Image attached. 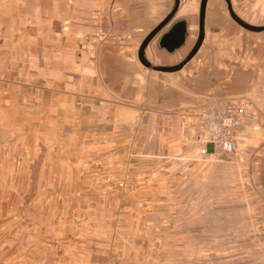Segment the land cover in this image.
Listing matches in <instances>:
<instances>
[{
    "label": "rangeland",
    "instance_id": "obj_1",
    "mask_svg": "<svg viewBox=\"0 0 264 264\" xmlns=\"http://www.w3.org/2000/svg\"><path fill=\"white\" fill-rule=\"evenodd\" d=\"M8 1L0 0V264H264V70L240 61V51L264 53V38H248L264 32L223 8L227 32L248 38L231 46L216 95L246 108L236 152L202 150L188 137L166 157L154 77L145 95L75 97L65 88L73 61L56 45L12 43L27 31L3 19ZM138 100L132 123H98L104 104L112 118ZM112 153L120 158L110 163Z\"/></svg>",
    "mask_w": 264,
    "mask_h": 264
},
{
    "label": "crops",
    "instance_id": "obj_2",
    "mask_svg": "<svg viewBox=\"0 0 264 264\" xmlns=\"http://www.w3.org/2000/svg\"><path fill=\"white\" fill-rule=\"evenodd\" d=\"M230 1L233 10H239L242 17L235 12L243 20L249 18L256 20V25H264V21H260L264 19V0H241L240 7L234 5V0ZM8 6V12L4 13L7 16L3 19L9 21L10 30L27 31L20 36V42L13 40L14 45H56L58 55L73 61L74 84L67 83L65 88L75 97L108 93L145 95V79L154 77L153 93L160 95L158 99L163 109L159 112L161 115H155L159 118L161 130L158 143L166 157L184 151L183 139L194 134L200 106L222 93L220 77L226 72V57L231 46L238 45L243 39L264 38V35L247 38L236 29L227 32L225 0H207L205 34L200 48L180 69L166 72L151 66L176 65L186 57L198 35L199 2L178 5L169 21L151 38L145 48V58L151 66L140 62L138 49L143 39L171 12L173 0H9ZM181 19L186 22V39L182 45L168 51L159 45L160 38ZM255 50L253 48L246 54L244 50L240 51V61L253 62L252 66L264 70V53ZM101 78L112 79L113 88L100 84ZM260 84L263 87L264 80ZM56 101L60 105L61 98L57 97ZM140 104L138 100L137 109L121 108L109 118L111 107L106 103L103 107L107 116L98 123L108 126L130 124L139 115ZM78 115L76 111L75 116ZM185 153L191 155L197 150ZM90 157L86 153L81 161ZM116 158L120 156L107 155L110 163Z\"/></svg>",
    "mask_w": 264,
    "mask_h": 264
},
{
    "label": "built area",
    "instance_id": "obj_3",
    "mask_svg": "<svg viewBox=\"0 0 264 264\" xmlns=\"http://www.w3.org/2000/svg\"><path fill=\"white\" fill-rule=\"evenodd\" d=\"M191 1L201 0H178L179 5ZM247 117L246 108L240 101L236 99L224 101L213 96L200 106L196 114V129L190 139L202 150L211 147L219 154H234L238 146L236 131L246 122Z\"/></svg>",
    "mask_w": 264,
    "mask_h": 264
},
{
    "label": "water",
    "instance_id": "obj_4",
    "mask_svg": "<svg viewBox=\"0 0 264 264\" xmlns=\"http://www.w3.org/2000/svg\"><path fill=\"white\" fill-rule=\"evenodd\" d=\"M227 11L229 16L241 27L253 31L259 32L264 30V25H256L251 24L241 17L237 15V13L233 10L232 4L230 0H225ZM206 4L207 0H201L199 2V20H198V35L197 39L186 55V57L178 64L172 66H163V65H150L149 62L145 58V48L151 38L156 34V32L172 17L174 12L176 11L179 2L178 0H173V7L171 12L167 15V17L158 25L156 26L141 42L139 49H138V57L140 62L145 66H151L153 69L162 70L166 72L175 71L180 69L186 62L193 58V56L197 53L198 49L201 46V43L204 38L205 30H204V21H205V12H206ZM186 22L185 20H178L170 27V29L160 38L159 45L165 47L168 51H173L175 48L179 47L183 44L186 37Z\"/></svg>",
    "mask_w": 264,
    "mask_h": 264
},
{
    "label": "flooded vegetation",
    "instance_id": "obj_5",
    "mask_svg": "<svg viewBox=\"0 0 264 264\" xmlns=\"http://www.w3.org/2000/svg\"><path fill=\"white\" fill-rule=\"evenodd\" d=\"M185 39H186V37H185Z\"/></svg>",
    "mask_w": 264,
    "mask_h": 264
}]
</instances>
